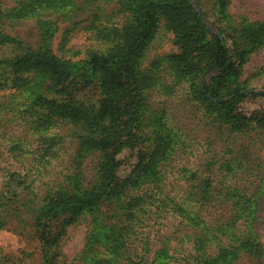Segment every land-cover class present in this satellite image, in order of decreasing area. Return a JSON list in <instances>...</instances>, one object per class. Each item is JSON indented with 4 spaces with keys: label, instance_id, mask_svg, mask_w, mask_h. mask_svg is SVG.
<instances>
[{
    "label": "trees",
    "instance_id": "obj_1",
    "mask_svg": "<svg viewBox=\"0 0 264 264\" xmlns=\"http://www.w3.org/2000/svg\"><path fill=\"white\" fill-rule=\"evenodd\" d=\"M12 1L0 3V86L16 91L0 100V229L28 237L37 264H65L61 242L81 220L84 264H264L253 225L264 187V157L253 146L264 139V94L238 78L264 23L231 20L228 0H207L210 11L206 0H195L200 11L190 0ZM23 19L40 31L34 45L6 30ZM82 23L105 48L75 61L53 53L58 24L64 43ZM161 23L175 51L143 66ZM181 86L197 129L171 109ZM86 89L93 101L78 98ZM254 98L259 107L247 109ZM60 126L73 153L60 170L35 171L49 146L38 154L33 138L61 142ZM0 264L20 262L0 248Z\"/></svg>",
    "mask_w": 264,
    "mask_h": 264
},
{
    "label": "rangeland",
    "instance_id": "obj_2",
    "mask_svg": "<svg viewBox=\"0 0 264 264\" xmlns=\"http://www.w3.org/2000/svg\"><path fill=\"white\" fill-rule=\"evenodd\" d=\"M190 2L197 11H200L196 6L195 0H190ZM0 3L3 8H9L13 5L12 0H0ZM204 3V8L207 11H210V5L207 0ZM104 8L105 11H108L109 9L107 6ZM226 12L230 16V19L234 21L245 19L251 22L261 21L264 23V0H228ZM201 18L206 22L208 29L211 28V31H213V28L214 34L220 36L218 30L213 27L210 21H207L204 16ZM5 25L8 32L19 36L23 39V41L29 43L30 45H34L40 37V31L36 29L33 19H23L20 21L14 20L7 22ZM85 25L86 23L80 24L68 35L67 40L62 43L64 24H58V30H56L53 34L50 42V48L53 53H56L58 56L65 54L66 57L75 61L83 57L84 52L91 47L98 49L105 48V43L91 39L90 33L84 29V27H86ZM172 38V34L167 32L163 23H161L141 60V65L144 66L147 64L154 56H162L166 53L175 51V47L172 45ZM248 58L249 59L243 65L242 72L238 78L239 80L247 79L248 89L264 94V71L261 70V68L264 67V39L261 47L251 53ZM5 72V68L0 66V74H4ZM211 74L212 73L206 74V78H208ZM15 92V89L0 86V100L7 99V97ZM95 95L96 94L93 91L87 92L86 89L79 94L78 98L83 99L85 102L93 101V99H95ZM182 95L183 86L177 88L175 91V98L171 102V109L173 112L177 113L176 115H181V118L178 121H183L190 129H197L200 127L198 123L201 122V119H199V113L194 112V107L191 108L186 103L184 106L183 99L181 98ZM154 98L157 100L161 97L156 96L155 93ZM15 99L18 100V98ZM256 99L257 98L248 100V104H245V107H247V109L252 107L258 108L259 106L256 103ZM58 129L59 131H57L59 134L63 135V140L61 142H58L57 139L54 140L53 143L49 140H41L42 136L40 135L33 138V145H36L34 150L38 154H42L44 152V148L49 146V150H47L48 154L44 156L45 158L43 162H39L40 165L35 167V171L49 174L52 171L60 170L62 169V166L60 165H64L67 162L65 158L73 153L74 145L72 143V138L65 136L68 127L60 126ZM252 134L256 139L257 134L254 132H252ZM198 141V139L196 140L192 138L190 140L191 147L196 146L194 142ZM60 145H62V149L58 150ZM253 146L256 150L254 154L259 155L261 158L264 157V139L262 141H257ZM51 156L54 157V159H52ZM131 160L132 158L129 157L125 161L129 162ZM95 162V156H90L85 159L84 168L86 169L85 172L87 174L91 175L93 173ZM122 169L127 171L129 169L128 164H124ZM28 178L30 179V176H28ZM256 202L257 205L255 206L256 212L254 213L255 220L253 221V225L255 227L258 240L264 246V187L261 193L257 196ZM161 223H163V221ZM86 230L87 222L85 220H81L80 222L67 228L66 235L61 242V252L64 256L65 264H84L78 259V257L83 248L82 245H84ZM33 246V243L29 241L28 237L20 234L16 230H13L11 226L5 229H0V248L3 253L11 256L16 263L37 264V253Z\"/></svg>",
    "mask_w": 264,
    "mask_h": 264
}]
</instances>
